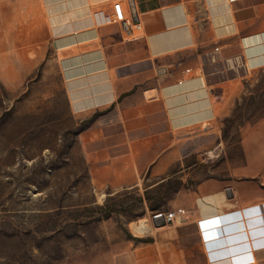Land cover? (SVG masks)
I'll list each match as a JSON object with an SVG mask.
<instances>
[{
	"label": "crops",
	"instance_id": "obj_1",
	"mask_svg": "<svg viewBox=\"0 0 264 264\" xmlns=\"http://www.w3.org/2000/svg\"><path fill=\"white\" fill-rule=\"evenodd\" d=\"M116 1L127 15L133 3L140 28L108 19ZM29 56L17 71L32 74L44 60L38 84L54 70L72 118L87 123L94 188L135 192L141 219L152 221L118 264H264V183L219 162L220 134L208 131L239 82L264 71V0H0L8 74L10 58ZM257 134L247 138L264 139ZM181 208L194 219L153 220Z\"/></svg>",
	"mask_w": 264,
	"mask_h": 264
},
{
	"label": "rangeland",
	"instance_id": "obj_2",
	"mask_svg": "<svg viewBox=\"0 0 264 264\" xmlns=\"http://www.w3.org/2000/svg\"><path fill=\"white\" fill-rule=\"evenodd\" d=\"M52 53L47 35L45 58ZM28 60L10 58L11 75L0 59V264H118L153 226L141 219V196L94 188L80 135L87 123L72 118L54 70L38 84L44 60L32 74L17 71ZM234 95L208 131L220 134L219 162L238 168L239 179L264 183V139L247 138L264 132V71L239 82Z\"/></svg>",
	"mask_w": 264,
	"mask_h": 264
},
{
	"label": "built area",
	"instance_id": "obj_3",
	"mask_svg": "<svg viewBox=\"0 0 264 264\" xmlns=\"http://www.w3.org/2000/svg\"><path fill=\"white\" fill-rule=\"evenodd\" d=\"M108 19L114 23H122L126 27L130 28H140V24L137 19V15L134 11L133 3L129 2V14H126V10L122 6L120 1H116L112 4V14ZM187 72L190 69L186 70ZM191 212L186 209H178L175 214L165 213L159 211L153 215V220L155 223L163 222V224H173L186 222L190 219Z\"/></svg>",
	"mask_w": 264,
	"mask_h": 264
},
{
	"label": "water",
	"instance_id": "obj_4",
	"mask_svg": "<svg viewBox=\"0 0 264 264\" xmlns=\"http://www.w3.org/2000/svg\"><path fill=\"white\" fill-rule=\"evenodd\" d=\"M157 225H162L163 224V222H160V223H156Z\"/></svg>",
	"mask_w": 264,
	"mask_h": 264
}]
</instances>
